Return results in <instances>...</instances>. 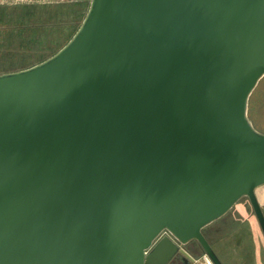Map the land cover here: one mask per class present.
<instances>
[{
    "label": "water",
    "instance_id": "1",
    "mask_svg": "<svg viewBox=\"0 0 264 264\" xmlns=\"http://www.w3.org/2000/svg\"><path fill=\"white\" fill-rule=\"evenodd\" d=\"M264 0H91L0 74V264H184L248 198L264 234Z\"/></svg>",
    "mask_w": 264,
    "mask_h": 264
},
{
    "label": "rangeland",
    "instance_id": "2",
    "mask_svg": "<svg viewBox=\"0 0 264 264\" xmlns=\"http://www.w3.org/2000/svg\"><path fill=\"white\" fill-rule=\"evenodd\" d=\"M90 3L91 0H0V74L30 67L55 54L75 34ZM249 117L255 127L264 132V77L250 97ZM257 194L264 211V186L258 188ZM237 213L244 214V228L249 230L238 239L242 242L241 250L253 249V263L256 264L262 256L259 250L264 252V234L248 198L240 200L215 222L212 230L218 233L230 230L231 219ZM196 259L191 264L207 263L201 248Z\"/></svg>",
    "mask_w": 264,
    "mask_h": 264
},
{
    "label": "crops",
    "instance_id": "3",
    "mask_svg": "<svg viewBox=\"0 0 264 264\" xmlns=\"http://www.w3.org/2000/svg\"><path fill=\"white\" fill-rule=\"evenodd\" d=\"M238 214L239 213H237L236 215L234 214L235 217L231 219L233 225L231 226L230 230L218 233V230H212V226H215L213 225L215 223L214 222L204 229V234L209 240V242L212 244L216 253L222 259L224 264H254L253 253H255V251L253 249L241 250L243 246L240 245V243L242 242H240L238 239H241L243 236L246 235L247 228H244V221L242 220L244 214H241L242 216ZM208 228H211V230H207ZM251 247L253 248V246ZM259 253L262 254V256L258 257L257 260L259 262H257L256 264H264L263 250H259ZM241 258L242 260L238 261V259Z\"/></svg>",
    "mask_w": 264,
    "mask_h": 264
},
{
    "label": "flooded vegetation",
    "instance_id": "4",
    "mask_svg": "<svg viewBox=\"0 0 264 264\" xmlns=\"http://www.w3.org/2000/svg\"><path fill=\"white\" fill-rule=\"evenodd\" d=\"M197 242H192V243H190L189 245H188V250L190 251V252H192V253H198L199 252V248H201L200 247V245L198 244H196ZM192 244H194V247H191V245ZM199 246L198 248H197V246ZM193 246V245H192ZM194 248V249H193ZM172 264H184V261L182 260V255L181 256H178L174 261H173V263ZM189 264H191V263H189Z\"/></svg>",
    "mask_w": 264,
    "mask_h": 264
},
{
    "label": "built area",
    "instance_id": "5",
    "mask_svg": "<svg viewBox=\"0 0 264 264\" xmlns=\"http://www.w3.org/2000/svg\"><path fill=\"white\" fill-rule=\"evenodd\" d=\"M206 257V264H213V262L210 260V258L205 254Z\"/></svg>",
    "mask_w": 264,
    "mask_h": 264
}]
</instances>
